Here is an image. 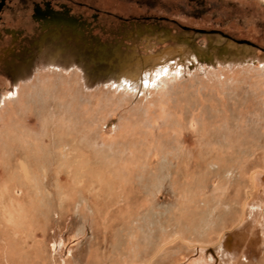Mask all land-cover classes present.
<instances>
[{"label": "rangeland", "instance_id": "1", "mask_svg": "<svg viewBox=\"0 0 264 264\" xmlns=\"http://www.w3.org/2000/svg\"><path fill=\"white\" fill-rule=\"evenodd\" d=\"M78 1L84 37L104 45L67 37L78 54L54 68L85 67L77 83L41 88L50 54L25 40L7 78L5 94L15 79L28 88L0 112L2 264H264V0ZM163 27L176 36L166 44ZM179 43L195 58L172 52L175 73L148 94L114 87L137 57ZM116 45L129 65L110 57Z\"/></svg>", "mask_w": 264, "mask_h": 264}, {"label": "bare ground", "instance_id": "2", "mask_svg": "<svg viewBox=\"0 0 264 264\" xmlns=\"http://www.w3.org/2000/svg\"><path fill=\"white\" fill-rule=\"evenodd\" d=\"M66 21V20H65ZM63 22V21H62ZM57 23V22H56ZM43 24V23H41ZM65 24V23H64ZM74 24V23H73ZM47 25V24H46ZM52 25V24H51ZM56 26V25H55ZM62 26V25H61ZM60 26V27H61ZM65 27V26H64ZM47 28V27H46ZM49 28V27H48ZM63 28V27H61ZM75 28V26L73 27ZM82 30V29H81ZM149 31L151 29H148ZM147 30V31H148ZM163 32H159L158 33V41L161 42L162 44L165 43L166 41L170 40V39H175L176 36L173 35V32L170 31V28H165L163 27ZM71 31V30H70ZM148 31V32H149ZM156 31V30H155ZM60 31L58 29H54L53 31H48L46 33H39L37 32V34L33 37L34 39V43L32 45L31 48H34L32 49V54L34 55L35 52L39 53L38 56L42 55L45 51L47 53V56L48 54H50V62H49V65L50 66H45L44 68H42V70H45V71H42L43 76H36V80L38 81L37 84L40 86L41 84H43L42 87H47V88H50L52 87L54 89L55 87V90H59V88H61V86H66L67 88L70 89V87L74 86L75 83H77V78L80 79V73L81 71L85 69V67H83L82 69H80L78 67V65L76 66L75 64H69L67 66V69L64 68V66L62 67H57V69L54 68V65L56 64L55 61H57V58H63V54L64 53H69V51L71 50V48H73V45H72V42H70L69 40H67L65 37H63L60 33ZM73 33V32H72ZM130 33V32H129ZM133 33V32H132ZM137 33V32H136ZM65 35V33H64ZM79 35V34H78ZM143 38H145L147 40L148 43L151 42V39L154 38V35H151L150 36V33L148 34H143ZM152 37V38H151ZM85 38V37H84ZM92 38V37H91ZM95 38V37H94ZM157 38V37H156ZM178 38V37H177ZM60 39H63V41H61ZM89 39V37H88ZM85 40V39H84ZM7 41V40H6ZM5 41V42H6ZM96 41V40H95ZM100 44H103L104 45V42H102V40H99ZM20 42V41H19ZM122 43V42H121ZM19 44V43H18ZM17 44V45H18ZM78 44V43H77ZM166 44V43H165ZM97 45V44H96ZM107 45V44H106ZM125 45V44H124ZM153 45V44H152ZM13 45H11L12 47ZM19 46V45H18ZM113 46V45H112ZM157 46V45H156ZM17 47V46H16ZM21 47V46H20ZM53 47V51L50 50V52L48 51V49H51ZM147 47V46H146ZM152 48V47H151ZM3 49V48H2ZM75 50H73L74 53H77V50L76 48H73ZM78 49V48H77ZM120 45H116L115 47H111V58H116L118 59V63L119 65H121V67L123 66H127L129 65V63L127 61H124L123 59V54H122V50L120 51ZM137 49V48H136ZM15 50V49H14ZM158 50V49H155V51ZM2 51V50H1ZM30 51V50H29ZM52 51V52H51ZM97 60H95V62L97 63V61L99 60H102L104 55L107 53L105 51V48L103 50H97ZM124 51V50H123ZM134 51V50H133ZM154 51V50H153ZM174 51H179L181 55H185L186 59L188 60H191V59H194L195 58V53L193 51V49L188 48L187 46L179 43L178 45L176 46H172V45H165L164 47H162L159 51L155 52V53H152L151 54L149 53L148 55H145L143 57H137L136 58V65H137V68L135 69H126L125 71H123L120 75H118L115 79H114V87L116 89H119L122 93L126 94V93H129L131 96L133 97H136L138 95H145V94H148L149 93V90H150V87L151 85L154 86V85H158L159 83V79H164V78H169L170 77V74H174V69L171 71V66L170 64H172L173 62L170 61V62H167V58L168 56L174 52ZM13 52V51H12ZM72 52V51H70ZM202 52V51H201ZM45 53V54H46ZM11 54V53H10ZM17 54V53H16ZM81 53H79L80 55ZM65 55V54H64ZM107 55V54H106ZM110 55V54H109ZM142 55V54H141ZM194 55V56H193ZM25 56V55H24ZM67 56V54L65 55ZM2 57V56H1ZM17 57V56H16ZM23 57V56H22ZM31 57V56H30ZM95 57V56H94ZM93 57V58H94ZM106 57V56H105ZM42 59V57H40ZM92 58V57H91ZM109 58V57H108ZM3 59V58H2ZM19 59V58H18ZM25 59V58H24ZM37 59V58H36ZM1 60V59H0ZM32 60V59H31ZM30 60V61H31ZM61 60V59H60ZM91 60V59H90ZM94 60V59H93ZM112 60V59H111ZM109 61L110 62V65L112 66L113 63L112 61ZM123 60V61H122ZM169 60V58H168ZM29 61V62H30ZM49 61V60H48ZM6 62V61H5ZM23 62V61H21ZM100 62V61H99ZM107 62V61H106ZM127 62V63H126ZM151 62H157V64L159 63V66L158 67H154V68H148V69H142L144 67H140L139 65L140 64H143V63H149L148 66L151 64ZM179 62V61H178ZM10 63V64H9ZM9 63H8V66L6 65V69H5V66H4V70L5 71H12L15 69V66L18 64L16 61H15V58L13 57L11 60H9ZM84 63V62H82ZM198 63V62H197ZM255 61H253V66H256L255 65ZM48 64V62H47ZM153 64V63H152ZM2 65V64H1ZM25 64L22 65V67L24 66ZM46 65V64H45ZM81 65V64H80ZM109 65V64H108ZM107 65V66H108ZM3 66V65H2ZM146 66V65H145ZM179 66V65H177ZM180 68L181 65L179 66ZM256 67L260 68L261 71H264V63H261L259 65H257ZM41 70V69H40ZM118 70V69H117ZM38 71V70H37ZM42 73L40 75H42ZM106 74V73H105ZM263 74V73H262ZM38 75V74H37ZM109 75V74H108ZM110 76V75H109ZM257 77V76H256ZM110 78V77H109ZM259 79V78H258ZM257 79V80H258ZM108 80V79H107ZM147 81V86H145L144 84V81ZM256 80V81H257ZM261 81V80H260ZM36 82V81H35ZM32 84V81L30 82ZM34 83V82H33ZM20 83H18V80L15 79L14 81V87H13V90L11 91V93H6L5 94V90L8 88V80L6 78V76H2L0 75V112H2L4 114V106L6 104H8V100H11L13 99L14 101L18 100L20 95H22L21 91L23 89V87H27V85L25 84V86L22 87V84L21 86H19ZM31 86V85H30ZM77 86V85H76ZM80 86V85H79ZM78 86V87H79ZM34 87V86H33ZM28 88V87H27ZM30 88V87H29ZM258 88V87H257ZM32 89V88H31ZM30 90V89H29ZM40 90V89H39ZM52 90V89H50ZM57 90V91H58ZM34 91V90H33ZM32 91V92H33ZM41 91V90H40ZM29 92V91H28ZM38 93V92H37ZM29 93H27L28 95ZM39 94V93H38ZM63 94H66V91L65 93ZM53 95V94H52ZM86 95V94H85ZM91 95V94H90ZM29 96V95H28ZM55 96V95H54ZM65 96V95H64ZM67 96V94H66ZM88 96V94H87ZM100 96V94H99ZM106 96V95H105ZM110 96V95H109ZM34 97V96H33ZM89 97V96H88ZM111 97V96H110ZM38 98V96H37ZM40 98V97H39ZM38 98V99H39ZM45 98V97H44ZM60 98H61V95H60ZM64 98V97H63ZM62 98V100H64ZM23 99V98H22ZM36 99V98H34ZM43 99V98H42ZM111 99V98H110ZM109 99V100H110ZM37 100V99H36ZM53 100V98H51V101ZM96 100V99H95ZM107 100V99H106ZM264 100V99H263ZM262 100V101H263ZM20 101V100H19ZM40 101V100H39ZM38 101V103H39ZM101 101V100H100ZM125 101V100H124ZM34 102V101H33ZM43 103V102H42ZM94 103V102H93ZM96 103V102H95ZM98 103V101H97ZM94 105V104H93ZM21 112V110H20ZM6 118V117H5ZM21 119V118H20ZM1 121V120H0ZM61 145V144H60ZM63 147V146H62ZM18 150V149H16ZM15 151V150H14ZM17 152V151H15ZM71 157V151L70 149H61L60 151V156L58 157V160L57 163H54L55 164H59V165H56V168L59 169L60 166L62 165L61 163L64 162V160H67L68 158ZM20 158V157H19ZM53 164L50 163V167L52 166ZM19 166L21 167V169L23 170V173L25 175H29V165H28V162L26 160L25 157L23 158H20V164ZM43 172L46 173V169L43 168ZM20 171V170H19ZM229 173V172H228ZM28 181V179L26 180ZM56 185V183H55ZM9 185L7 183V181H4L2 182V184L0 185V204H3V203H7L9 202L7 199H5L4 197V194H5V191H7ZM15 194H12V198H14ZM17 197V196H16ZM11 199V198H9ZM10 252V251H9ZM7 254V253H6ZM5 254V256H6ZM2 260H1V252H0V264H2Z\"/></svg>", "mask_w": 264, "mask_h": 264}, {"label": "flooded vegetation", "instance_id": "3", "mask_svg": "<svg viewBox=\"0 0 264 264\" xmlns=\"http://www.w3.org/2000/svg\"><path fill=\"white\" fill-rule=\"evenodd\" d=\"M91 1L97 3V5L101 7L108 8V0ZM88 5L89 4L86 2L78 0H0V75L10 78L9 72H11L12 75L14 74L12 71H8L7 73L3 72L5 71L4 62H2V58L5 59L3 53H5V55L11 53L9 55L13 57L18 56V51L16 50L20 45L21 47L25 45L22 43L24 40L29 41L28 43L30 44L34 43L33 37L36 34V30H38L37 32L45 30V32L40 33H46L58 29L60 31L59 33L66 39L73 34L75 38L79 39V36H81V38H83V40L85 39L84 41L87 42H100L98 36L96 38L90 36L92 38L89 37L88 39V36L84 38L83 35L87 30L86 28L90 27L89 25L92 24V19L91 22L86 19ZM74 6L75 8L79 7L81 9L80 12H74ZM102 20L103 22H108L106 19ZM74 26L75 28H73ZM79 26L83 27L82 30L78 29ZM20 40L21 42H19ZM11 45L13 46L11 47ZM23 50H21V52H23ZM11 59L5 60L7 63L5 64L8 65ZM14 76L15 75L12 77L14 78Z\"/></svg>", "mask_w": 264, "mask_h": 264}, {"label": "snow or ice", "instance_id": "4", "mask_svg": "<svg viewBox=\"0 0 264 264\" xmlns=\"http://www.w3.org/2000/svg\"><path fill=\"white\" fill-rule=\"evenodd\" d=\"M144 84H145V86H147V81L146 80L144 81Z\"/></svg>", "mask_w": 264, "mask_h": 264}]
</instances>
